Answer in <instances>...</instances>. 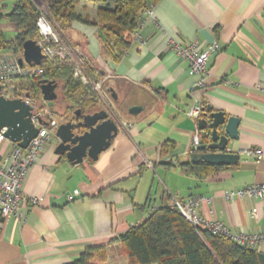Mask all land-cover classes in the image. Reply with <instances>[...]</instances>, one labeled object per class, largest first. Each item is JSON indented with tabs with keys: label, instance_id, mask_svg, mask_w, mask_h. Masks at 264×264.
I'll list each match as a JSON object with an SVG mask.
<instances>
[{
	"label": "crops",
	"instance_id": "0c3cea01",
	"mask_svg": "<svg viewBox=\"0 0 264 264\" xmlns=\"http://www.w3.org/2000/svg\"><path fill=\"white\" fill-rule=\"evenodd\" d=\"M14 2L0 0V6L8 13ZM95 8L80 2L77 12L93 20ZM68 39L79 57L101 71V96L94 93L118 134L97 161L74 166L55 154L59 141L50 136L22 185L23 193L39 202L23 206L24 221H3L0 264H72L98 246L108 247L106 264H128L127 257L111 254L121 248L115 239L153 209L197 195L211 199L199 207L201 217L237 234L264 232V199L222 197L223 191L264 183V159L247 153L264 149V0H159L142 14L133 43L118 63L101 55L93 26L73 23ZM171 41L196 44L199 51L214 47L203 88H197L199 77L170 48ZM207 105L239 119L238 138L227 146L238 162L198 177L179 165L190 162L195 135L199 142L203 136L197 124L201 116L188 113ZM133 106L142 109L134 117L128 112ZM165 143L172 146L163 152ZM9 149V141L0 144V158ZM76 191L80 195L68 201ZM254 250L264 253V242Z\"/></svg>",
	"mask_w": 264,
	"mask_h": 264
},
{
	"label": "trees",
	"instance_id": "16d2710c",
	"mask_svg": "<svg viewBox=\"0 0 264 264\" xmlns=\"http://www.w3.org/2000/svg\"><path fill=\"white\" fill-rule=\"evenodd\" d=\"M49 20L58 35L69 47L75 49L68 39L72 24L75 22L93 26L98 31L101 55L113 63L125 56L133 43V34L142 24V14L159 0H42ZM94 4L96 13L93 20L78 14L77 6ZM0 6V21L5 19L16 27L17 33L12 39L4 38L0 32V51H13L21 54L25 41L40 39L36 22L39 9L33 0H15L11 10L4 12ZM84 70L91 83L101 80V71L84 59ZM22 67H27L25 64ZM44 71L40 75L16 77L13 84L19 89V95L34 102L37 109L47 108L49 117L60 123L72 121L76 111L92 114L100 110L101 101L93 92L90 84L84 85L73 78L72 62L64 56L54 61L44 60L40 66ZM42 81H53L60 89L63 112L49 108L43 102L40 93ZM58 100V97H57ZM204 109V107H202ZM209 140V132H203L201 141ZM171 144L165 143L161 150L166 152ZM185 172L198 177H208L225 167L207 164L193 165L185 162L179 165ZM128 258L129 264H264V253L241 247L223 236L213 235L204 229H196L170 206L153 209L148 217L115 239ZM108 247L98 246L86 249L72 264H106Z\"/></svg>",
	"mask_w": 264,
	"mask_h": 264
},
{
	"label": "built area",
	"instance_id": "2783aa9c",
	"mask_svg": "<svg viewBox=\"0 0 264 264\" xmlns=\"http://www.w3.org/2000/svg\"><path fill=\"white\" fill-rule=\"evenodd\" d=\"M36 28L40 39L37 45L40 47L44 59L47 61H54L64 56L68 57L72 62L73 78L84 85L90 84L93 92L101 96V84L91 83L85 74L84 62L76 54V52L68 46L60 35H58L54 25L49 20L45 9L40 10L37 19ZM170 48L182 59L186 60L189 67V72L192 75L199 77L197 88L204 87V79L207 73V61L209 53L214 50V47L208 51H199L196 44L190 46H182L175 41L170 42ZM19 55L11 51L0 54V85L1 96L5 99H22L30 105L32 111L31 123L38 129V134L33 138L26 149L19 148L16 144L10 143L9 151L5 152L0 158V231L4 220L14 218L17 221L25 220V211L23 206H36L38 199L35 197H28L23 193L22 185L25 182L27 172L37 163L45 143L50 136L55 135L60 122L49 117L47 108L37 109L34 102L24 96L19 95V89L13 84L16 77H29L33 75H40L43 69L35 67H22L19 65ZM46 104V103H45ZM188 115L192 118H198L201 115V108L195 107L191 109ZM7 140L2 137L0 133V144ZM199 144L198 136L193 138V146ZM248 155L257 161L264 159V149L248 150ZM79 192L72 193L67 196L68 201H72L79 196ZM222 197L225 200L232 201L235 199H264V183L257 185H250L236 190L223 191ZM210 198L202 195L192 196L185 201L174 199L172 202V209L182 216L187 223H190L193 228L204 229L213 235L223 236L241 247L255 249L264 242V232L257 233H235L223 223L206 219L199 215L198 209L200 206L209 204ZM253 213V212H252ZM256 213H253L255 215Z\"/></svg>",
	"mask_w": 264,
	"mask_h": 264
},
{
	"label": "water",
	"instance_id": "95a60500",
	"mask_svg": "<svg viewBox=\"0 0 264 264\" xmlns=\"http://www.w3.org/2000/svg\"><path fill=\"white\" fill-rule=\"evenodd\" d=\"M1 44V39H0ZM20 66H40L44 61L36 41H25L22 44ZM0 85V93H1ZM57 84L53 81H42L40 93L47 107L52 108L57 100ZM111 98L117 100L113 89L109 90ZM141 107L133 106L128 112L133 117L141 112ZM33 108L22 99H5L0 94V133L10 143L26 149L29 142L38 134V129L31 123ZM198 120V130L209 132V140H200L192 147L190 163L210 166H231L238 162V155L227 151L229 141L238 138L239 119L226 118L222 112H212L207 105ZM118 125L105 109L83 115L76 111L74 120L60 123L55 131L59 143L55 154L65 157L71 165H79L85 159L97 161L99 155L107 150L118 134Z\"/></svg>",
	"mask_w": 264,
	"mask_h": 264
},
{
	"label": "rangeland",
	"instance_id": "374dc122",
	"mask_svg": "<svg viewBox=\"0 0 264 264\" xmlns=\"http://www.w3.org/2000/svg\"><path fill=\"white\" fill-rule=\"evenodd\" d=\"M33 1L37 5L38 9H43L45 7V4L42 0H33ZM0 25H1V30L3 32L4 38H7V39L13 38L15 36V34L17 33L16 27L13 24H11L8 20H5V19L1 20ZM11 29H13V30H11ZM3 53H4L3 51H0V54H3ZM56 94L58 95V100L56 101L54 110L57 112H61L64 109V105L60 104L61 103V98H60L61 94H60V89H58V87L56 90ZM156 176H157V179H155L156 180L155 184L161 188L162 185L159 182V179H158L159 177H158V175H156ZM108 254H109V252H108ZM111 254H113L114 256L124 257V254H123L121 248L118 251L117 250H111ZM128 264H129V261H128Z\"/></svg>",
	"mask_w": 264,
	"mask_h": 264
},
{
	"label": "bare ground",
	"instance_id": "6f19581e",
	"mask_svg": "<svg viewBox=\"0 0 264 264\" xmlns=\"http://www.w3.org/2000/svg\"><path fill=\"white\" fill-rule=\"evenodd\" d=\"M43 9H45V10H46V8H45V7H44ZM40 10H41V9H39V14H40ZM36 43H37V41H36ZM44 60H45V59H44ZM33 67H35V66H33ZM56 90H57V89H56Z\"/></svg>",
	"mask_w": 264,
	"mask_h": 264
}]
</instances>
